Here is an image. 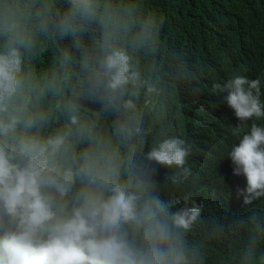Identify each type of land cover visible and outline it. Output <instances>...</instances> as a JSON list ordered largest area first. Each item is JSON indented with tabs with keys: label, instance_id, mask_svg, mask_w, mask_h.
<instances>
[{
	"label": "clouds",
	"instance_id": "1",
	"mask_svg": "<svg viewBox=\"0 0 264 264\" xmlns=\"http://www.w3.org/2000/svg\"><path fill=\"white\" fill-rule=\"evenodd\" d=\"M183 1L0 0V264H264V0Z\"/></svg>",
	"mask_w": 264,
	"mask_h": 264
},
{
	"label": "trees",
	"instance_id": "2",
	"mask_svg": "<svg viewBox=\"0 0 264 264\" xmlns=\"http://www.w3.org/2000/svg\"><path fill=\"white\" fill-rule=\"evenodd\" d=\"M145 4H148V5H155V3H159L161 2L162 0H142ZM170 1V4L172 6V8L175 10V11H183V7L180 6L177 2V0H169ZM204 0H184L183 3H189L191 4L192 6H194L197 10H192L191 14L193 17L196 16V14L199 12V15H200V9L199 7V4L203 3ZM226 0H222V3L225 2ZM218 3V2H217ZM158 101H159V104H166V101L164 100V98L159 94V97H158ZM180 127H182V124L176 119L175 115H174V112L173 110H171V113H168V117H167V128H168V134L170 135H173L174 133H176V131H178L180 129ZM159 130L158 129H155L153 131L152 134L154 133H157ZM217 158V157H216ZM217 172V167H214L209 173L206 174L207 178H210V175L214 176V174ZM206 206L209 208V211H210V215H213V216H217L216 214V210H215V204H212V203H206ZM236 210L238 211V213H240L241 216L243 215H246L248 210L251 208L250 205H245L242 203V198L240 200L237 201L236 203Z\"/></svg>",
	"mask_w": 264,
	"mask_h": 264
}]
</instances>
